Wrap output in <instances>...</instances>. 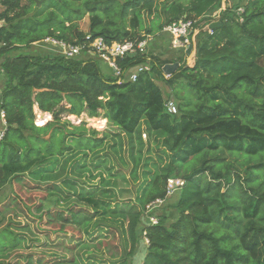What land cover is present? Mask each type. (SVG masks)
<instances>
[{"label": "trees", "instance_id": "1", "mask_svg": "<svg viewBox=\"0 0 264 264\" xmlns=\"http://www.w3.org/2000/svg\"><path fill=\"white\" fill-rule=\"evenodd\" d=\"M157 1L42 0L37 6L36 0H0V111L7 123L0 142V188L19 178L47 186V195L92 210L78 221L88 234L97 216L130 219V248L113 259L72 256L26 264H130L143 233L149 243L141 264H264V0L226 5L215 17L219 26L211 35L206 16L218 10L222 0H164L170 1L162 11L167 19L156 30L163 32L181 17L196 20L191 53L173 60L147 56L150 71L135 82L112 75L97 57L71 60L34 48L46 38L75 44L97 37L107 44L140 39L142 31L153 33L142 20L143 12L153 19ZM85 15L87 33L78 27ZM147 57L117 63L126 72ZM176 62L177 70L165 77L163 66ZM158 81L172 87L180 101L178 115L166 112ZM36 113L50 114L52 121L36 127ZM63 113L102 117L111 133L98 138L94 129L74 127L65 135L59 126ZM142 135L148 141H142ZM66 138L73 140L69 148ZM90 150L107 162L109 180H125L122 171L127 166L133 198L116 200L112 183L99 178L101 172L94 170L81 182L65 176L62 164L56 166L58 156L66 155L61 162L71 174L80 152L87 156ZM193 158L195 165L182 170ZM112 159L119 160L118 168ZM168 179L184 181L175 215L159 217L158 207L153 211L157 225L141 226L145 205L168 198ZM55 211L69 222L68 212ZM45 213L51 221L57 215L45 209L39 216ZM96 233L102 236L103 231Z\"/></svg>", "mask_w": 264, "mask_h": 264}, {"label": "rangeland", "instance_id": "2", "mask_svg": "<svg viewBox=\"0 0 264 264\" xmlns=\"http://www.w3.org/2000/svg\"><path fill=\"white\" fill-rule=\"evenodd\" d=\"M40 2L42 0H36ZM246 0H226L223 1L224 7L229 5H242ZM170 2V1H169ZM169 2L164 0L157 1L156 13L152 16L153 19L149 18L146 13L143 12L142 23L145 28L152 29L153 33L149 34L153 41H151L149 51L147 52L148 57H157L161 60H173L171 54L167 51H164V48H157V44L163 46V43H156L155 40L162 35L161 31H157L156 28L158 24L164 23L167 19V16L162 13L164 4L168 5ZM221 3V7H222ZM41 4V3H40ZM220 7V8H221ZM219 14L217 10H214L211 15H207L208 20L215 19ZM169 16L173 15V12L170 11ZM158 19V20H157ZM89 24V16L85 15L79 22V30L83 33H87ZM140 35H146L145 31L140 32ZM160 41H165V36H161ZM43 52L42 48L44 45L37 44L34 47ZM25 50V49H24ZM171 56V57H170ZM113 74L112 71H110ZM2 76H0V83L2 81ZM163 91L165 102L172 101L178 109L179 99L175 98L173 95L172 87L164 84L160 81L157 82ZM39 115L46 116L47 114L36 113L34 124L36 127H42L46 123L52 121V116L49 114V118L45 119L44 124H39ZM178 115V112H177ZM45 118V117H43ZM69 123V124H67ZM62 131L66 135L68 131H72L74 127H81L83 129H94L98 132L97 137L101 138L105 134L111 133L110 127L107 125L106 119L102 117L98 118H88L86 115H81L80 117L68 116L66 113H63L60 116V125ZM52 131H49L44 138L49 139ZM68 138H66L67 140ZM109 144L111 140L107 138ZM142 141H148L145 135H142ZM73 143V140H67L65 148H69ZM79 150V149H78ZM81 151V150H80ZM95 150H90L85 156L84 152H80L79 157L73 161L77 168L75 172L68 171L66 162L62 163L64 157L58 156L56 166L60 163L64 166L66 171L65 176L69 175L71 178H77L79 181L85 179L92 171L101 172L99 178L102 176L103 180H109L110 174L105 170L107 162L102 163L103 157H100L99 154H94ZM124 154L122 156L124 161L128 164V156L126 150L124 149ZM115 159V158H114ZM195 159H191L187 166H184L183 169L187 167H193L195 165ZM112 162L115 167L118 168L119 160H113ZM86 164V168H78V165ZM100 164V168H95V165ZM108 167H110L108 165ZM129 170L126 168L122 171L125 180L116 179L109 180L112 184L110 185L111 189L114 190L116 194V200L118 201H127L129 198L134 196V187L131 184V180L128 179ZM97 180L94 181L96 183ZM30 185L24 181V179L19 178L14 181L12 184H7L0 188V232L3 228L9 229L12 234L7 232L0 233V250L4 247H9L5 250L3 254L0 255V261H5L8 263H20L26 264L27 261H37L39 259L52 261L54 259H65L75 256L78 260H85L86 257L91 258H103L106 261L113 259L115 256L123 254V252H128L129 245V217L125 220L117 219L115 216L105 217L106 220L102 219L101 216L92 218L90 222V227L88 228L89 234L85 232V226H82L78 221L84 216H90V211L87 209L82 210L74 205L75 201L65 202L60 201L59 198L53 197L52 195H47L49 188L42 184L36 186V183L32 180L29 181ZM61 186L59 181H56ZM67 193V190H65ZM179 189L173 192L163 203L161 207L155 210L157 216L165 215L169 218L175 215L174 213V203L177 199ZM101 198V196H97ZM54 200V202H53ZM56 200V201H55ZM40 203V206H37ZM73 207V208H70ZM81 207V206H79ZM55 208L60 211L68 212L67 216L68 221L63 220V216L55 211ZM45 209L51 210L53 213L50 215L57 214L54 217V220L51 221L48 214L45 213V216H39ZM69 210V211H68ZM86 212V213H85ZM139 223L143 225V217H140ZM146 223V222H145ZM103 231L102 236L99 233L94 234L98 229ZM107 227V228H106ZM93 233V234H92ZM17 235H21V239ZM21 242V243H20ZM19 243V244H17ZM10 248V245H14ZM76 245V246H75ZM137 245V244H136ZM74 247V248H73ZM131 253V252H130ZM145 255V246L143 241L139 242L135 256L132 258L130 264H141L142 259ZM132 257V255H131Z\"/></svg>", "mask_w": 264, "mask_h": 264}, {"label": "built area", "instance_id": "3", "mask_svg": "<svg viewBox=\"0 0 264 264\" xmlns=\"http://www.w3.org/2000/svg\"><path fill=\"white\" fill-rule=\"evenodd\" d=\"M225 10L222 6L217 11L220 13ZM241 7L237 9V13H241ZM211 19L209 24L216 22ZM196 20L186 19L181 17L173 21L163 28V33H166L170 38V49L178 51L179 54L187 55L186 50L191 45L192 36L196 32ZM208 24V25H209ZM208 34L211 35L212 31L207 26ZM89 39V37H87ZM152 41L150 35H142L140 39L127 40L124 42H115L107 44L102 38L97 37L85 43H70L55 38H46L40 44L52 47L50 54L58 55L65 59H77L81 57H97L104 65H106L114 76H123L130 82H135L137 77L150 71V58L147 57V47ZM39 44V43H38ZM37 45V44H36ZM136 55L146 56V62L137 65L126 72H122L118 66V61L127 57ZM168 77V76H165ZM166 112L170 115L177 114V106L172 101L165 102ZM7 132V123L5 121L4 113L0 111V142L4 139ZM184 181L181 179H168L166 183V197H169L173 192L183 187ZM163 199H156L153 202L145 205L143 213V222L145 226L157 225L158 219L153 214V211L163 204ZM149 241L143 233V244L148 245Z\"/></svg>", "mask_w": 264, "mask_h": 264}, {"label": "crops", "instance_id": "4", "mask_svg": "<svg viewBox=\"0 0 264 264\" xmlns=\"http://www.w3.org/2000/svg\"><path fill=\"white\" fill-rule=\"evenodd\" d=\"M161 36H165V41L164 42H162V41H160V37ZM159 38H157L156 40H155V42L156 43H163V46H161L160 44H157V47H155V48H157L158 50H160L159 48H164V51H167V52H169L170 54H171V56H173V58H175V56L176 55H179V52L178 51H174V50H172V49H170V43H169V41H170V38H169V36L166 34V33H163L162 32V35H161ZM152 41H153V39H152ZM150 44H151V42L149 43V45H148V47H147V52L149 51V48H150ZM42 50H43V52H44V54L45 55H47V54H50L51 52H50V50H52V47H50V46H48V45H44V48H42ZM170 56V57H171ZM172 58V57H171ZM104 69H106L107 70V66L106 65H104ZM42 114V113H41ZM43 114H47V113H43ZM47 115H49V114H47ZM46 115V116H47ZM40 116V115H39Z\"/></svg>", "mask_w": 264, "mask_h": 264}, {"label": "water", "instance_id": "5", "mask_svg": "<svg viewBox=\"0 0 264 264\" xmlns=\"http://www.w3.org/2000/svg\"><path fill=\"white\" fill-rule=\"evenodd\" d=\"M40 2H37V6H40ZM219 26V22H214V23H211L208 25V28L211 29V30H214L216 28H218ZM191 50H192V45H189L187 47V50H186V54L189 55L191 53ZM179 67V63H172V64H166L163 66L162 68V72L165 76H171L176 70L177 68Z\"/></svg>", "mask_w": 264, "mask_h": 264}, {"label": "bare ground", "instance_id": "6", "mask_svg": "<svg viewBox=\"0 0 264 264\" xmlns=\"http://www.w3.org/2000/svg\"><path fill=\"white\" fill-rule=\"evenodd\" d=\"M43 117H45V118H43ZM39 118V124H44L45 123V119H48L49 118V116L47 115V116H39L38 117Z\"/></svg>", "mask_w": 264, "mask_h": 264}, {"label": "clouds", "instance_id": "7", "mask_svg": "<svg viewBox=\"0 0 264 264\" xmlns=\"http://www.w3.org/2000/svg\"><path fill=\"white\" fill-rule=\"evenodd\" d=\"M217 22V21H216Z\"/></svg>", "mask_w": 264, "mask_h": 264}]
</instances>
